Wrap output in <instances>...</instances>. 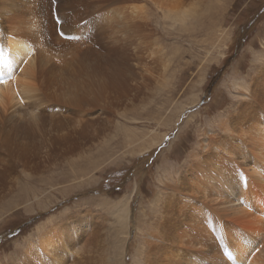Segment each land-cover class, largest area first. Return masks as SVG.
Returning a JSON list of instances; mask_svg holds the SVG:
<instances>
[{"label":"rangeland","instance_id":"rangeland-1","mask_svg":"<svg viewBox=\"0 0 264 264\" xmlns=\"http://www.w3.org/2000/svg\"><path fill=\"white\" fill-rule=\"evenodd\" d=\"M162 3L147 2L152 33L111 112L51 110L31 149L50 159L27 176L0 164V264H175V181L204 179V168L226 178L213 142L240 150L264 122V0ZM149 230L164 242L148 243Z\"/></svg>","mask_w":264,"mask_h":264},{"label":"bare ground","instance_id":"bare-ground-1","mask_svg":"<svg viewBox=\"0 0 264 264\" xmlns=\"http://www.w3.org/2000/svg\"><path fill=\"white\" fill-rule=\"evenodd\" d=\"M147 2L162 9V0H0V164L20 165L21 173L30 175L50 159L37 161L31 150L46 113L52 110V119L57 108L68 106L82 114L95 107L111 112L108 99L132 90L131 61L139 59L135 53L152 30L147 31ZM194 11L169 16L175 22ZM118 84L126 89L115 91ZM228 125L222 120V129L233 135ZM246 135L250 143L240 150L213 142L217 154L229 161L226 178L204 168V179L171 180L175 239L168 243L175 246V264H264V122ZM156 141L149 138L147 146ZM7 147L14 151L12 158L2 153ZM147 235L148 243L164 242L161 233L149 230Z\"/></svg>","mask_w":264,"mask_h":264},{"label":"snow or ice","instance_id":"snow-or-ice-1","mask_svg":"<svg viewBox=\"0 0 264 264\" xmlns=\"http://www.w3.org/2000/svg\"><path fill=\"white\" fill-rule=\"evenodd\" d=\"M58 23H59V19H58ZM61 35H64V33H63V32H61Z\"/></svg>","mask_w":264,"mask_h":264}]
</instances>
